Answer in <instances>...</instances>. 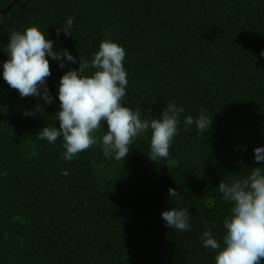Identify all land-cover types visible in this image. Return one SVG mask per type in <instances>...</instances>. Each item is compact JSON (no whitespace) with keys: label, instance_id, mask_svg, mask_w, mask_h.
Returning a JSON list of instances; mask_svg holds the SVG:
<instances>
[{"label":"trees","instance_id":"obj_1","mask_svg":"<svg viewBox=\"0 0 264 264\" xmlns=\"http://www.w3.org/2000/svg\"><path fill=\"white\" fill-rule=\"evenodd\" d=\"M13 1L0 0V50L12 30L35 24L54 48L90 61L110 33L126 52L128 106L146 120L173 100L185 112L167 158H148L150 132L134 138L124 161L105 158L101 130L65 161L61 139H37L54 124L58 98L46 119L25 117L37 100L0 77V264H214L198 237L205 227L223 235L230 206L217 184L259 166L253 148L264 145V0H18L7 8ZM68 17L72 36L57 37ZM49 66L55 97L66 69L50 58ZM202 108L213 116L200 136L183 119ZM169 187L190 200L191 231L165 226Z\"/></svg>","mask_w":264,"mask_h":264},{"label":"clouds","instance_id":"obj_2","mask_svg":"<svg viewBox=\"0 0 264 264\" xmlns=\"http://www.w3.org/2000/svg\"><path fill=\"white\" fill-rule=\"evenodd\" d=\"M73 23L74 18L68 17L58 25L57 37L61 33L72 36ZM54 44L56 40L48 38L45 29L41 31L30 24L23 30H12L6 46L0 50L7 57L0 60V77L21 98L37 100L33 108L23 110L25 117L46 119V107L58 98L54 124L45 123L39 128L37 139L50 144L61 139L64 149L61 158L72 161L97 143L95 133L102 130L100 144L104 157L124 161L134 138L150 132L148 158L156 162L169 156V147L179 132L180 116L185 109L173 100L156 118L146 120L128 106V79L123 63L126 52L111 39L110 33L100 41L90 61L79 53L77 59L67 48H54ZM259 55L264 57V49ZM49 58L60 69H66L54 85L55 97L47 85L51 75ZM68 62L78 67L73 68ZM212 116L202 108L196 118L184 116L183 124L186 130L195 126L201 136L210 130ZM253 158L259 166L248 168L237 178L221 179L217 184L222 199L230 206L222 219L223 235L217 238L211 227H205L198 237L201 246L215 254L214 264L264 262V145L253 148ZM167 192L173 206L160 213L165 226L177 232L191 231L190 200L174 187H169Z\"/></svg>","mask_w":264,"mask_h":264},{"label":"water","instance_id":"obj_3","mask_svg":"<svg viewBox=\"0 0 264 264\" xmlns=\"http://www.w3.org/2000/svg\"><path fill=\"white\" fill-rule=\"evenodd\" d=\"M18 0H14L7 8H9L11 5H13L15 2H17Z\"/></svg>","mask_w":264,"mask_h":264}]
</instances>
